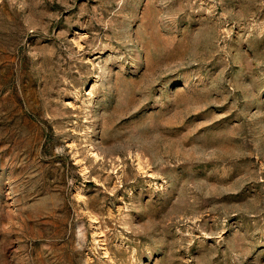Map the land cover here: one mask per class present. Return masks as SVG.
<instances>
[{
    "label": "rangeland",
    "instance_id": "obj_1",
    "mask_svg": "<svg viewBox=\"0 0 264 264\" xmlns=\"http://www.w3.org/2000/svg\"><path fill=\"white\" fill-rule=\"evenodd\" d=\"M0 264H264V0H0Z\"/></svg>",
    "mask_w": 264,
    "mask_h": 264
}]
</instances>
